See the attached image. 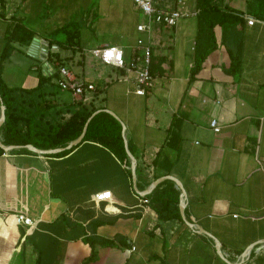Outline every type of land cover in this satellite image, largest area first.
Instances as JSON below:
<instances>
[{"label": "crops", "instance_id": "obj_1", "mask_svg": "<svg viewBox=\"0 0 264 264\" xmlns=\"http://www.w3.org/2000/svg\"><path fill=\"white\" fill-rule=\"evenodd\" d=\"M224 2L243 17L215 28L217 47L191 75L196 0H183L186 14L174 27L154 24L145 33L136 30L145 18L131 0H0V53L12 21L36 39L30 47L14 43L1 61L3 81L32 87L37 71L54 81L55 54L75 76L97 86L85 104L120 122L135 182L145 190L171 175L184 191V217L158 220L133 190L127 153L126 162L89 140L62 155L5 151L0 264H264V248L255 253L264 242V22L246 13V0ZM71 22L78 46L61 48L54 42L64 39L58 28ZM140 36L150 43L153 69L144 95L133 92V73L101 63L93 53L115 45L129 60ZM232 56L237 70H230ZM55 100L53 114L67 118L78 97L61 90ZM106 190L112 208L92 199ZM15 213L33 225L17 223Z\"/></svg>", "mask_w": 264, "mask_h": 264}, {"label": "trees", "instance_id": "obj_2", "mask_svg": "<svg viewBox=\"0 0 264 264\" xmlns=\"http://www.w3.org/2000/svg\"><path fill=\"white\" fill-rule=\"evenodd\" d=\"M195 7L196 32L191 75L198 71L208 53L217 47L215 28L224 23L241 20L243 17L242 13L229 8L224 0H196ZM246 13L264 22V0H246ZM58 31L64 37L63 40L54 41L59 47L77 48L76 25L71 22L60 26ZM32 37L33 31L20 21H12L3 37L4 43L0 53V105L3 107L4 119L0 125V142L3 146H14L8 150L9 152L31 153L27 145L41 150L64 147L80 134L87 117L97 109L78 99L76 108L67 118L57 117L53 114V108L57 105L55 98L61 90L51 80L52 75H43L40 71H37V82L32 87L8 86L3 81L1 61L14 49V43L27 46ZM53 56L59 64H63L55 54ZM237 66L232 56L230 70L235 68L237 70ZM150 69L153 72L152 65ZM177 139V134L172 133L171 140L176 142L175 145ZM85 140L98 142L108 147L118 158H125V161H128L120 122L104 110L98 111L90 118L79 143ZM74 147L76 145L52 155L65 154ZM3 152L5 151L0 147V154ZM128 175H130L129 170ZM135 183L137 188L144 189L137 181ZM178 195L179 190L174 181L164 178L150 193L141 196V199H146V203H149L155 211L158 220H167L180 218ZM114 238L118 239L119 236L116 235ZM112 241V239L102 240L108 244Z\"/></svg>", "mask_w": 264, "mask_h": 264}, {"label": "built area", "instance_id": "obj_3", "mask_svg": "<svg viewBox=\"0 0 264 264\" xmlns=\"http://www.w3.org/2000/svg\"><path fill=\"white\" fill-rule=\"evenodd\" d=\"M132 3L141 11L145 20L136 25V30L140 33L149 32L152 25H164L174 27L178 19L186 13L181 10L183 0H175L174 7L162 5L159 0H131ZM196 13V10L194 14ZM254 19L246 17V22L252 24ZM101 63L121 69L125 73H133V92L137 95H144L153 84V75L150 69L151 65V46L150 43L142 38L136 39L135 55L129 59H124L122 47L115 45H103L93 49ZM56 78L54 82L62 91H69L71 96H77L83 103L87 102L90 93L96 90V85L86 81L83 78L75 76L64 64L56 62ZM210 128L217 132L219 127L215 119H210ZM93 201L97 204L100 201L111 203L110 191H101L92 195ZM146 202V199H141ZM236 216V215H234ZM15 221L19 224L32 226V220L22 213L14 214ZM134 247L132 246L131 249ZM264 248V242L255 246V253L258 254ZM224 256L228 253L224 252Z\"/></svg>", "mask_w": 264, "mask_h": 264}, {"label": "water", "instance_id": "obj_4", "mask_svg": "<svg viewBox=\"0 0 264 264\" xmlns=\"http://www.w3.org/2000/svg\"><path fill=\"white\" fill-rule=\"evenodd\" d=\"M36 41L35 38H32L28 47L32 46V44H34ZM44 54V53H42ZM99 110H95L93 111L88 117L87 119L85 120L83 126H82V129H81V132L80 134L75 138L73 139L72 141H70L67 145H65L64 147H58V148H54V149H45V150H41V149H37L35 147H33L32 145H27V147L34 151V152H37V153H40V154H51V153H54V152H60L62 150H65V149H69L71 146H75L77 145L83 134L85 133V130H86V127H87V124L90 120V118L96 114ZM109 113L114 116V114L112 112L109 111ZM115 117V116H114ZM4 119V112H3V107L0 105V125L2 123ZM0 147L4 150V151H8L10 150L11 148H13L14 146H3L0 142ZM126 149V148H125ZM126 153L127 155L130 157V159L132 160V163L130 165V175H131V183H132V187H133V190L138 193L139 195L143 196L147 193H149V191L151 190V188L156 185L161 179L163 178H169L171 180L174 181L175 185L178 187V189L180 190V194H179V201H178V208H179V213L181 215V217L183 218L184 217V214H183V208H184V191H183V188H182V185L181 183L173 176L171 175H165L163 177H158L156 178L153 182H152V185L149 186L147 189L143 190V191H138L135 187V173H134V158L132 157V155L128 152V150L126 149ZM188 225H190V223H187ZM200 232H203L201 229L199 230Z\"/></svg>", "mask_w": 264, "mask_h": 264}]
</instances>
